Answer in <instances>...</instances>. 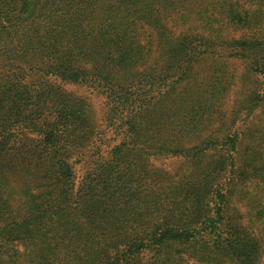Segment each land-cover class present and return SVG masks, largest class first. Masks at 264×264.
<instances>
[{"label":"trees","instance_id":"16d2710c","mask_svg":"<svg viewBox=\"0 0 264 264\" xmlns=\"http://www.w3.org/2000/svg\"><path fill=\"white\" fill-rule=\"evenodd\" d=\"M0 264H264V0H0Z\"/></svg>","mask_w":264,"mask_h":264}]
</instances>
